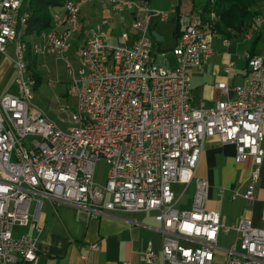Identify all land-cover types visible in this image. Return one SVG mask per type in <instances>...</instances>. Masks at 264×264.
<instances>
[{
	"label": "built area",
	"instance_id": "1",
	"mask_svg": "<svg viewBox=\"0 0 264 264\" xmlns=\"http://www.w3.org/2000/svg\"><path fill=\"white\" fill-rule=\"evenodd\" d=\"M21 1H0V59L7 44L14 43L17 75V93L0 98V264H36L34 238L27 233L14 236L13 230H38L30 205L40 206L42 199L83 208L92 218L155 211L161 264H212L220 230L237 234L235 246L226 250L225 264H264V228L245 218L222 226L219 214L206 209V180L195 179L189 210L175 208L171 189L193 179L205 140L217 137L221 144L234 145L236 162L251 160L243 198L253 200L264 160V53L246 54L245 82L231 89L232 99L210 108L193 107L188 70L213 54L215 13H209L208 24L199 15L191 16L172 49L176 68L168 69L151 61L150 30L153 20H167L173 11L152 10L137 0H98L113 4L118 13L132 14L135 38L129 46L110 44L101 29L106 20L90 30L75 51L76 71L69 69L68 95L75 110L71 125L63 130L32 103L28 46L17 33L18 23L26 20L18 15ZM86 1L64 2L40 40L31 44L34 55L66 60ZM258 24L264 25V17ZM216 87L225 95L230 91L223 82ZM100 160L109 166L103 184L95 182ZM182 239L192 244L184 245ZM90 247L98 250L97 244ZM156 258L150 247L140 255L145 263Z\"/></svg>",
	"mask_w": 264,
	"mask_h": 264
},
{
	"label": "crops",
	"instance_id": "2",
	"mask_svg": "<svg viewBox=\"0 0 264 264\" xmlns=\"http://www.w3.org/2000/svg\"><path fill=\"white\" fill-rule=\"evenodd\" d=\"M137 1L146 4L152 2L154 4V7H150L152 10L173 11L170 15L171 33H166L164 23H159L158 19L152 21L150 37L152 32H156L160 41H155L151 37L150 57L157 65L175 69L177 62L172 49L191 16H200L205 0H158L157 3L156 0ZM22 3L23 0L18 15L20 19L26 17V20L24 23H18L17 33L18 39L25 42L29 50V45L40 40L41 33H37L29 21L31 16L28 9L29 1L26 8H23ZM47 10L52 18L53 14L61 12L62 6L50 7ZM262 17L264 16L255 18L249 28L226 29L221 32L214 30L212 56L203 60L199 67L188 70L190 102L193 107L210 108L218 101L232 99L234 94L231 89L244 84L247 74L246 54L264 53V51L257 53L255 50L260 38L256 33L257 21ZM139 18L142 19V16ZM102 20H106L101 29L105 32L108 42L113 31L119 30L122 33L131 30L123 46L132 44L135 38V32L130 28L132 14L118 13L114 10V5L106 1H86L81 5L77 31L71 40L70 49L74 50L73 57L77 61V66L76 49L84 44L90 30L95 29ZM203 21L206 24L210 23L208 15ZM167 37L170 45L163 49L161 43ZM14 47L15 44L13 49ZM153 48L158 50L157 55L153 54ZM160 49L162 52H159ZM50 57L52 56H40V62ZM242 58L244 63L241 67L239 61ZM13 59L14 57H9L6 52L0 59V98L7 93L15 94L5 82L7 75L15 70ZM220 82L225 83L230 89L227 95L222 94L216 87ZM250 170L249 158L242 163L236 162L234 145L221 144L217 137L206 139L193 179L187 184L174 183L171 186L176 201L175 208L179 210L191 208L195 179H203L208 183L206 209L219 214L222 226H233L241 218H245L251 220L254 227L264 228V160L254 187V198L248 202L243 198V194L249 184ZM30 213L37 217L38 230L15 227L13 235L27 233L34 238L37 250L36 264H161L160 224L155 220V211H119L92 218L83 208L70 204H55L42 199L40 206L36 202L31 203ZM236 237L234 230L228 232L220 230L213 249L212 264H225L226 250L235 246ZM180 242L184 245L192 244L191 241L183 239ZM92 244H97L98 250H92L90 247ZM148 247L157 254V258L151 263L140 260V255Z\"/></svg>",
	"mask_w": 264,
	"mask_h": 264
},
{
	"label": "rangeland",
	"instance_id": "3",
	"mask_svg": "<svg viewBox=\"0 0 264 264\" xmlns=\"http://www.w3.org/2000/svg\"><path fill=\"white\" fill-rule=\"evenodd\" d=\"M28 1L29 0H23V8H26ZM157 1L158 0H156L155 3H157ZM153 5L154 4H152V2L147 4L149 8L154 7ZM158 20L159 23H164L163 25L166 27V33H171V17L167 20ZM130 33L131 30L122 33L119 30H115L112 32L109 43L113 45H125ZM256 33H258L260 38L257 42V47L255 50L257 53H260L264 51V25L258 24ZM169 41V37H167V39L161 43V47L163 49L168 48L170 45ZM13 46L14 43H9L7 44L6 49V54L11 58L14 57ZM30 46L31 45H29V50L26 55V62L29 63L34 61L35 69L41 76L40 82L35 86H31L33 94L32 103L41 108L47 114V116L58 125L59 128L66 130L71 125L70 116L75 110L74 99L68 95V90L71 84L69 69H72L74 72L77 69V61L73 57L74 50L70 49V51L64 55L66 60L50 57L45 59L44 62H40V56L34 55L30 49ZM152 51L154 55H157L158 50L156 48H153ZM159 52H162V49H160ZM243 63L244 59L242 58V60L239 61V65L242 67ZM16 76V72L13 70L7 75L5 81L6 86L12 88L14 90L13 93L15 94L17 93V89L14 84ZM62 107H66V111L60 110ZM108 168L109 166L105 160H100L97 162L95 167V182L97 184H103L105 182Z\"/></svg>",
	"mask_w": 264,
	"mask_h": 264
},
{
	"label": "trees",
	"instance_id": "4",
	"mask_svg": "<svg viewBox=\"0 0 264 264\" xmlns=\"http://www.w3.org/2000/svg\"><path fill=\"white\" fill-rule=\"evenodd\" d=\"M66 0H29L28 9L31 12L30 23L37 33L50 27L51 17L48 8L63 6ZM213 11L217 17L213 29L222 31L226 29L240 30L249 28L253 20L264 16V0H205L200 17L203 19ZM182 32H180L179 37ZM28 74L33 86L40 82V74L35 69L34 61L28 64Z\"/></svg>",
	"mask_w": 264,
	"mask_h": 264
},
{
	"label": "water",
	"instance_id": "5",
	"mask_svg": "<svg viewBox=\"0 0 264 264\" xmlns=\"http://www.w3.org/2000/svg\"><path fill=\"white\" fill-rule=\"evenodd\" d=\"M151 37L155 40V41H160V37L156 32H152L151 33Z\"/></svg>",
	"mask_w": 264,
	"mask_h": 264
}]
</instances>
